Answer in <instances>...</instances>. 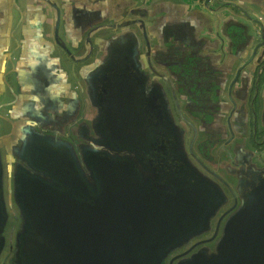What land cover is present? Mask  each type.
Returning <instances> with one entry per match:
<instances>
[{
	"label": "water",
	"instance_id": "95a60500",
	"mask_svg": "<svg viewBox=\"0 0 264 264\" xmlns=\"http://www.w3.org/2000/svg\"><path fill=\"white\" fill-rule=\"evenodd\" d=\"M194 1L215 15L202 36L184 10L150 24L160 5H176L165 0L152 1L147 24L135 9L129 20L101 21L87 36L111 31L100 39L96 69L80 81V70H72V97L56 96L52 105L20 69L2 74L11 17L0 5V234L1 151L10 167L9 199L23 216L10 264H264V137L256 136L264 132V27L234 5ZM235 8L246 21L231 15ZM57 30V47L71 55ZM157 31L161 38L151 43ZM170 103L178 118L182 104L191 111L188 140ZM189 153L221 174L239 167L237 185L214 175L228 196L192 168ZM230 195L234 204L223 214ZM4 246L0 238V254Z\"/></svg>",
	"mask_w": 264,
	"mask_h": 264
},
{
	"label": "crops",
	"instance_id": "0c3cea01",
	"mask_svg": "<svg viewBox=\"0 0 264 264\" xmlns=\"http://www.w3.org/2000/svg\"><path fill=\"white\" fill-rule=\"evenodd\" d=\"M125 1L127 0H0V5L6 3L9 6L11 17L7 28V52L3 56L2 74L10 72L12 75V72L20 69L19 75L23 77L24 82L27 81L26 78L31 77V82L34 81L37 86L35 91L49 93L47 96L51 105L56 96L58 100H69L72 96L68 90L75 75L72 70L76 74L80 70L78 76L76 75L78 81L83 73H92L99 63L97 58L100 56L102 43L100 39L111 32L106 30L102 36L98 31L88 40L87 36L91 30L100 25L101 21L112 23L129 20L132 9L139 10L137 16L144 18L146 24L148 23V11L151 10L154 0H134L130 8L124 6ZM157 1L164 0H155ZM166 1L176 5H160L150 24L160 26L161 22L167 20L165 17L169 13L175 11L178 14L184 10L185 14L191 15V23H195L199 36L208 34L214 27L215 15L201 6H196L195 1L192 3L191 0V7L187 6L186 0ZM220 1L245 11L252 19H261L264 27V18L261 15V12H264V0ZM118 8L123 12L117 14ZM238 12L236 8L230 9L234 18L246 21ZM253 25L258 31L260 25L256 23ZM57 26L58 39L63 41L71 55L56 45ZM153 33L149 34L150 40L156 44L158 42L156 38H161V35L158 31ZM261 42V38L258 37L257 43ZM261 49L259 47L257 55L261 54ZM11 60L14 66L11 65ZM38 66L45 69L42 81H38L37 78L39 76L37 69H40Z\"/></svg>",
	"mask_w": 264,
	"mask_h": 264
},
{
	"label": "rangeland",
	"instance_id": "374dc122",
	"mask_svg": "<svg viewBox=\"0 0 264 264\" xmlns=\"http://www.w3.org/2000/svg\"><path fill=\"white\" fill-rule=\"evenodd\" d=\"M257 75H255L256 77ZM262 86V83L260 85V88ZM259 88V89H260ZM260 91V90H259ZM261 91L258 93L257 96V100H258V108H259V98L261 99ZM170 107L169 110H171L173 112L174 115V121L175 124L177 126L178 131L180 132V130L182 132H186L185 136L186 139L188 140L191 137V129L189 127L188 124H186L185 122L189 120H193V116H191V111L188 109H184L183 108V104L181 105L180 108H182L181 112L179 113L181 118H178V114L176 111V108L174 107L173 103H170ZM257 107V104L255 105V108ZM171 108V109H170ZM183 117V118H182ZM49 132H53V130H49ZM262 139V134H260L258 140L260 141ZM188 145V141H185V148ZM73 146V145H72ZM196 154H199L198 150L195 151ZM214 152L211 151L210 154H213ZM217 153V152H216ZM1 155H2V160H3V190H4V202H5V212H6V222L5 225L3 227V230L0 234V238H2L4 240L5 246L3 248V251L0 254V264H10L11 261L13 259H15V256L17 257V250L12 248L15 244V240L16 237L18 235V233L20 232V228H21V224L23 222V216L20 213V211L18 210L14 198H11V200L9 199V195L11 192V186H12V181H11V174L9 173V165L7 163V158L4 157V152L1 151ZM217 158L222 159L220 153H217ZM15 159V158H14ZM188 162L191 163V165L193 166L192 168L194 170H196L201 177H203L205 180H207L210 184L215 185L218 187V189L220 191L223 192L224 195L228 196L227 190L224 187V184L221 183L220 181H217L214 177V175H221V178L224 181H228L233 185H237L238 183V177H235L233 174L236 172L238 174L239 167L236 168H232L231 166L228 167L226 166V168L224 167L222 169V174L219 171V168L214 165L211 162H206L204 159L200 158V162L203 163L204 167H201L199 164H197V162L195 161V159H193L191 157V154L189 153L188 156ZM15 161H17L15 159ZM224 161V160H223ZM19 162L21 165H23L24 167L27 166V163H25L22 160L17 161ZM221 162V161H220ZM258 166L261 167L262 163H258ZM235 171V172H234ZM210 172H213V174H210ZM242 172V171H241ZM212 220L210 219V223ZM209 237V235H204V236H196L193 239H191L190 241H188L187 243H185V247H183V249L187 248L186 246H189L190 244H192L194 241L196 240H200L203 238H207Z\"/></svg>",
	"mask_w": 264,
	"mask_h": 264
},
{
	"label": "flooded vegetation",
	"instance_id": "af4514ba",
	"mask_svg": "<svg viewBox=\"0 0 264 264\" xmlns=\"http://www.w3.org/2000/svg\"><path fill=\"white\" fill-rule=\"evenodd\" d=\"M224 2H221L220 0H217L216 2H215V4H214V6L215 7H217V6H219V5H222ZM263 65H264V62H263ZM261 83L263 84V72H262V74H261V76H260V80H259V86L261 85ZM253 91H254V89H252V95H253ZM251 102H252V96H251V99L249 100V104H251ZM257 104V107L255 108V114H256V119H257V121H258V116H257V112H258V100H257V98H256V100L254 101V105H256ZM250 119H251V123H252V121H253V114H252V112H251V114H250ZM260 134H262V139H263V137H264V132L263 133H259V132H257V134H256V136H257V140H258V138H259V136H260ZM261 139V140H262ZM259 141V140H258ZM226 188V187H225ZM227 188H228V186H227ZM227 190V189H226ZM228 191V190H227ZM229 193V192H228ZM230 197H231V195H230ZM237 202H238V200H237ZM233 204H234V202H233V200H232V197H231V200H230V204H229V207H228V209L225 211V212H223V214H225V213H227V211L231 208V206H233ZM217 222V221H216ZM222 222V221H221ZM217 223L215 224V227H214V229H213V233L212 234H214L215 232L214 231H216V228H217ZM220 230H221V223H220V226H219V228H218V234L220 233Z\"/></svg>",
	"mask_w": 264,
	"mask_h": 264
}]
</instances>
